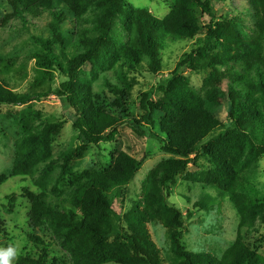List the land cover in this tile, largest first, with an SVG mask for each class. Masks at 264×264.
I'll return each instance as SVG.
<instances>
[{
	"label": "trees",
	"instance_id": "trees-1",
	"mask_svg": "<svg viewBox=\"0 0 264 264\" xmlns=\"http://www.w3.org/2000/svg\"><path fill=\"white\" fill-rule=\"evenodd\" d=\"M210 1L175 0L171 12L159 19L145 10L134 8L127 0H13V15L28 32L31 30V14L40 11L50 15L53 39L33 37L43 50L38 55V63L44 66L49 63L65 73L66 80L60 86L62 90L57 89L55 93L76 112L74 127L86 145H97L103 140H112L114 136L113 132L103 135L99 130L98 124L108 117L105 109L98 107L90 111L86 93L77 87L80 71L87 62L101 67V62L106 63L105 53L109 52L110 58L119 57L128 71L144 70L147 60V68L158 73L163 68L161 54L168 41H195L190 54L168 77H162L157 86L172 104L156 103L151 100L153 92H150L139 104L141 117L130 114L131 120L127 122L139 136H145L146 129H150L162 151L172 156L161 162L148 178L142 208L137 206L123 218L114 211L116 201L124 207L128 188L142 166L141 161L126 153L119 154L112 169L86 174L78 181L71 200L73 211L49 202L47 196L24 190L22 197L28 198L32 204V225L52 226L75 260L84 256L99 264H164L161 250L148 231L150 224L158 223L166 230L174 255L173 264H264L261 255L248 245L256 221L260 218L264 222V205L250 199L239 180L240 170L233 164L238 147L231 146L228 140L222 142V152L202 146L212 134L226 129L215 111L221 100L227 97L230 101L229 122L249 141L251 150L248 156L264 155V115L260 111L261 107L264 108V0H244L248 4L247 14L243 12L239 16L237 25L218 22L214 25L216 29H210L205 38H200L197 33L202 26L196 22L192 7L198 5L203 13L212 17ZM90 8L96 11L94 21L89 29H83L81 23ZM250 13L251 16H248ZM70 17L78 23L83 46V51L73 58H69L65 49L64 25ZM121 17L125 18V24L119 29ZM252 24L259 31V39L242 40L240 32ZM218 30L224 31L228 40L246 50L243 55L235 53L226 60L228 65L230 62L238 65L228 74L227 90L222 92L219 86L212 84L203 96L194 91L182 71L184 67L192 68V63H200L201 60L208 62L198 69H215L217 63L211 58L217 48ZM54 44L59 45L58 53ZM119 48L121 52H118ZM245 52L250 54L245 56ZM63 62H66L65 66ZM105 84L115 95L118 107L130 104L135 83L130 82L125 74L119 76L117 83L106 80ZM35 89H30L33 95L47 96L40 85L37 88L39 91ZM31 98V93L14 92L0 72V106L26 104ZM61 126L50 124L46 131L56 132ZM32 138L46 139L47 136L43 133L42 137ZM32 138L18 142L13 176L25 174L33 154ZM200 154L210 158L214 167L199 175L188 174L186 181L217 186L225 191L240 220L236 241L220 261L192 255L185 249L181 212L166 203L163 192L166 182L174 181L178 175L185 173ZM52 171L50 168L47 176ZM6 180V177L0 176V185ZM16 202L17 196L12 194L8 198L11 211ZM32 239L44 245L39 237ZM48 260L47 253L43 252L38 261L20 259L17 264H49Z\"/></svg>",
	"mask_w": 264,
	"mask_h": 264
},
{
	"label": "rangeland",
	"instance_id": "rangeland-1",
	"mask_svg": "<svg viewBox=\"0 0 264 264\" xmlns=\"http://www.w3.org/2000/svg\"><path fill=\"white\" fill-rule=\"evenodd\" d=\"M12 2L13 0H0V72L14 92L31 93L32 98L26 104L0 106V176L7 178L6 182L0 185V247L13 246L17 249L18 254L11 264H17L20 259L38 261L43 252L47 253L49 264H99L84 256L75 260L52 226L32 225V204L28 198H23L22 194L28 189L33 194L47 196L49 202L73 211L71 200L77 190L78 181L86 174L112 169L119 154L126 153L141 161L142 166L128 188L129 194L124 207L116 201L114 211L123 218L137 206L142 208L148 178L161 162L172 156L162 151L160 143L153 138L150 129H146L145 136H139L127 122L131 120L130 114L141 117L139 104L144 95L150 92H153L151 100L156 103L172 104L157 86L162 77H168L183 58L190 54L195 41H168L161 54L163 68L158 73H153L147 68V60L144 62V70L128 71L120 58L111 59L109 52L105 53L106 63L101 62V67L87 62L80 71L77 87L86 93L90 111L98 107L105 109L108 117L98 124L99 130L103 135L113 132L114 136L112 140H103L97 145H86L74 127L76 112L63 97L60 98L55 93L57 89L62 90L60 86L66 80L65 73L49 63L46 66L38 63V55L42 54L43 50L33 37L53 39L50 15L40 11L31 14V30L28 32L14 17ZM127 2L159 19L165 18L175 4V0ZM210 5L212 17L203 13L198 5L192 7L196 22L202 26L201 31L197 33L200 38H205L210 29H216L214 25L218 22L237 25L239 16L243 12L246 13L248 6L244 0H211ZM95 12L93 8L88 10L81 23L83 29H89ZM248 16H251V13ZM124 21V17L119 19V29L124 26ZM64 31L65 49L69 58H73L83 51L79 26L74 17H70L69 22L64 25ZM240 37L242 40L256 41L259 39V31L252 24L242 29ZM216 38L217 48L211 58L217 63L215 69H198L208 62L201 60L200 63H192V68L184 67L182 71L194 91L203 96L212 84L219 86L222 92L227 90L228 74L238 65L233 62L228 65L226 60L235 53L240 52L243 55L246 50L228 40L224 31L218 30ZM54 48L58 53L59 45L54 44ZM118 52H121V48ZM249 54L245 52V56ZM63 63L65 66L66 62ZM121 74H125L135 85L129 99L130 104L118 107L116 97L105 81L109 80L115 84ZM39 85L43 88L42 91H46L47 96L37 97L32 94L30 89L36 88L35 91H39ZM229 110L230 101L224 97L215 115L226 125V129L212 134L202 146L222 152V142L228 140L231 146L238 147L233 164L240 170L239 180L250 199L264 205V155L248 156L250 143L229 122ZM260 111L264 115V108L261 107ZM50 124L62 126L59 131L47 132ZM43 133L47 136L46 139L32 138L42 137ZM28 138H32L33 142V154L29 158L28 168L25 169L24 175L13 176L18 142ZM198 157L188 166L185 173L178 175L174 181L166 182L163 188L164 197L169 206L181 212L184 223L182 244L185 249L192 255L208 256L220 261L236 241L240 220L225 191L217 186L186 181V175H199L214 167L207 156L200 154ZM50 168L53 171L47 176ZM12 194L17 196V202L11 211L8 198ZM148 231L161 250L164 264H173L174 255L164 227L152 223L148 226ZM34 236L42 239L44 245L34 241ZM248 245L264 259V222L260 218L248 238Z\"/></svg>",
	"mask_w": 264,
	"mask_h": 264
},
{
	"label": "clouds",
	"instance_id": "clouds-1",
	"mask_svg": "<svg viewBox=\"0 0 264 264\" xmlns=\"http://www.w3.org/2000/svg\"><path fill=\"white\" fill-rule=\"evenodd\" d=\"M17 254L18 251L13 246H8L6 248L0 247V264H11Z\"/></svg>",
	"mask_w": 264,
	"mask_h": 264
}]
</instances>
